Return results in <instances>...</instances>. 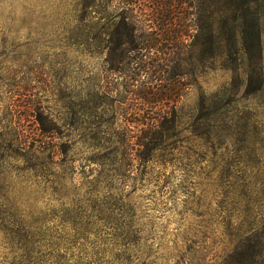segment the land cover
Returning a JSON list of instances; mask_svg holds the SVG:
<instances>
[{
    "label": "rangeland",
    "instance_id": "374dc122",
    "mask_svg": "<svg viewBox=\"0 0 264 264\" xmlns=\"http://www.w3.org/2000/svg\"><path fill=\"white\" fill-rule=\"evenodd\" d=\"M117 7L0 0V264H264V0L260 54L190 36L132 53ZM154 125L158 162L115 156Z\"/></svg>",
    "mask_w": 264,
    "mask_h": 264
},
{
    "label": "trees",
    "instance_id": "16d2710c",
    "mask_svg": "<svg viewBox=\"0 0 264 264\" xmlns=\"http://www.w3.org/2000/svg\"><path fill=\"white\" fill-rule=\"evenodd\" d=\"M112 3V0H110ZM123 4V10L119 11L118 7L112 13L113 23L115 26V43L119 46L125 45L130 48V52H138L143 49H150L161 41H167L172 44H178L193 37L191 45H196L199 40L205 37L209 43V48L213 54L229 53L231 46H238L241 41L245 49L251 52H260V36L252 21L253 5L255 0H208L210 12L207 16L203 9L205 2L199 3V0H119ZM144 1H148L147 5ZM148 6L149 11L139 12L129 10L128 7L134 6L141 8V5ZM120 8V6H119ZM190 9L193 11V17L189 19ZM193 22L195 31L193 35H189L188 27ZM251 27V30H249ZM259 49V51H258ZM243 50V49H242ZM260 54V53H259ZM213 101L209 103V109ZM213 112H209L207 116L200 117L203 121L198 123L196 131L200 134L211 135V122L213 121ZM165 118L159 120L163 123ZM162 125V124H161ZM174 125V124H173ZM175 126V125H174ZM173 126V127H174ZM153 132H159L157 125L151 127ZM170 135L159 132L157 137L152 139L133 140H117L113 152L115 156H121V162L127 160L131 167L136 165V153L134 150L144 149L147 158L140 157L141 164L158 162L159 152L164 151V147L168 145ZM113 141V140H112ZM83 143L82 141H80ZM77 143V142H76ZM113 145L112 142H110ZM75 144V143H74ZM54 146V145H53ZM48 147L46 141H42L38 148L44 151ZM58 146H56L57 148ZM71 152L75 155L77 146L71 145ZM135 147H138L135 149ZM62 150V149H61ZM57 151H54L56 153ZM59 152V151H58ZM65 154L67 151H62ZM116 164L119 160H115ZM115 166V165H114ZM241 254V252H237ZM263 251L259 253L262 256ZM251 255L246 253L245 264H253L249 261Z\"/></svg>",
    "mask_w": 264,
    "mask_h": 264
}]
</instances>
